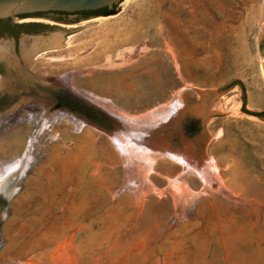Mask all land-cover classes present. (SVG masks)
I'll list each match as a JSON object with an SVG mask.
<instances>
[{"label": "rangeland", "instance_id": "374dc122", "mask_svg": "<svg viewBox=\"0 0 264 264\" xmlns=\"http://www.w3.org/2000/svg\"><path fill=\"white\" fill-rule=\"evenodd\" d=\"M115 7L19 16L71 30L30 62L0 29V264H264V0Z\"/></svg>", "mask_w": 264, "mask_h": 264}, {"label": "water", "instance_id": "95a60500", "mask_svg": "<svg viewBox=\"0 0 264 264\" xmlns=\"http://www.w3.org/2000/svg\"><path fill=\"white\" fill-rule=\"evenodd\" d=\"M122 0H0V19L10 18L12 22L19 18L21 14L36 13V12H49V11H66L75 12L79 10H95L103 7L113 9L115 4H119ZM106 16V15H100ZM74 15H70L69 18H74ZM22 18V17H21ZM48 20H53L47 17H38ZM54 21V20H53ZM61 22V21H56ZM71 32L70 29H61L56 27L55 30L51 31L49 35H38L34 33H23L26 37H35L41 40H51L52 38L58 37L60 42L56 45L45 44L36 49L35 54H39L45 50L55 49L60 46L62 39H65ZM15 38L12 41L14 44ZM261 53L264 60V40L261 45ZM5 65V64H4ZM199 95V99L190 104L191 108L188 110L186 115H189L200 122L201 130L203 131L209 121L214 115V104L217 102L219 97L223 94L220 90H196ZM195 107H199L198 112L194 111Z\"/></svg>", "mask_w": 264, "mask_h": 264}, {"label": "bare ground", "instance_id": "6f19581e", "mask_svg": "<svg viewBox=\"0 0 264 264\" xmlns=\"http://www.w3.org/2000/svg\"><path fill=\"white\" fill-rule=\"evenodd\" d=\"M22 42H21V46H22V54H23V56L26 58V60H27V62H30L31 61V59H32V56L33 55H35V51H36V49L37 48H39V47H41V46H43V45H45V44H52V45H56V44H58L60 41H59V39H58V37H54V38H52L51 40H48V41H46V40H41V39H39V38H35V37H25V38H23L22 40H21ZM12 45L13 44H11V43H2L1 41H0V51L1 50H6V51H10L11 50V48H12ZM14 46V45H13ZM5 61V60H4ZM4 61H2L1 60V62L4 64ZM10 87V86H9ZM199 94H200V91H199ZM176 104V103H175ZM174 104V105H175ZM178 104V103H177ZM176 104V105H177ZM182 107V106H181ZM191 108V106L190 105H188V106H184V107H182V108H180L179 110H178V112L175 114V112H173L175 115H174V118H177L180 114H182L184 111L186 112L187 110H189ZM173 109V108H172ZM198 110H199V107H195V109H194V111L197 113L198 112ZM213 110H215V109H213ZM174 111V110H173ZM172 112V111H171ZM67 116H69V114L68 115H66V117ZM171 118V117H170ZM173 118V119H174ZM72 119H74V121L77 123V124H79V125H82L83 123H85V122H83L79 117H76V116H72ZM179 119V118H178ZM171 122H172V120H171ZM122 147H123V145H122ZM125 155V154H124ZM185 160V159H184ZM13 166V165H12ZM89 164H84L83 165V171H88V169H89ZM10 170V169H9ZM3 191V182H2V179H0V193ZM5 193H7V195L10 193L9 191L8 192H6L5 191Z\"/></svg>", "mask_w": 264, "mask_h": 264}, {"label": "flooded vegetation", "instance_id": "af4514ba", "mask_svg": "<svg viewBox=\"0 0 264 264\" xmlns=\"http://www.w3.org/2000/svg\"><path fill=\"white\" fill-rule=\"evenodd\" d=\"M104 8L105 7L95 9V10H79V11H75V12H66V11L36 12V13L21 14L20 16L22 18H28L30 16H42V17L52 18V19H55L57 21L78 22L79 20H86V19L95 18V17H98L100 15H103ZM70 15H74L75 17L69 18ZM7 19L8 18H6L4 20H7ZM10 22H11V24L15 25V23H13L11 19H10Z\"/></svg>", "mask_w": 264, "mask_h": 264}, {"label": "trees", "instance_id": "16d2710c", "mask_svg": "<svg viewBox=\"0 0 264 264\" xmlns=\"http://www.w3.org/2000/svg\"><path fill=\"white\" fill-rule=\"evenodd\" d=\"M116 14V7L113 9H109L107 7L104 8L103 15H113ZM42 24L35 23V22H27V23H20V24H11L10 18L7 20L0 19V29H4L9 32L12 36H14L16 39L19 37V35L23 32L25 33H37L38 29L36 27L41 26ZM245 105V101L244 104ZM244 107V106H243ZM244 109V108H243ZM256 115L260 117H264V111L260 113H256Z\"/></svg>", "mask_w": 264, "mask_h": 264}]
</instances>
